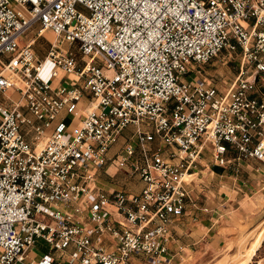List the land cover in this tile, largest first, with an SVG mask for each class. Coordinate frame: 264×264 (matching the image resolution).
<instances>
[{
  "label": "built area",
  "instance_id": "built-area-1",
  "mask_svg": "<svg viewBox=\"0 0 264 264\" xmlns=\"http://www.w3.org/2000/svg\"><path fill=\"white\" fill-rule=\"evenodd\" d=\"M37 26L79 59L52 43L39 58L23 39ZM223 50L238 51V68L220 90L195 75ZM8 91L18 98L0 104V264L168 263L204 152L222 167L228 152L264 161V0H0ZM62 112L82 116L76 129ZM108 166L140 190L100 187ZM38 239L48 250L35 258Z\"/></svg>",
  "mask_w": 264,
  "mask_h": 264
},
{
  "label": "crops",
  "instance_id": "crops-1",
  "mask_svg": "<svg viewBox=\"0 0 264 264\" xmlns=\"http://www.w3.org/2000/svg\"><path fill=\"white\" fill-rule=\"evenodd\" d=\"M37 32V30L34 31L35 41L41 35ZM49 47L46 49L43 44L37 43L36 47L33 46V50L39 58H43ZM48 76L44 77L50 80ZM69 77H64L62 81H52L54 84L69 83V79L72 78ZM79 106L80 113L85 114L86 99L80 101ZM69 116L71 118L67 121L68 124L73 118H77L78 121L73 128L76 129L82 116L80 118ZM59 117H66V115L62 112ZM48 133L49 131L46 132ZM227 157L230 163L223 168H216L221 172L217 176L229 175L226 181L217 180V185L221 184L218 192L224 197L212 198L211 194L206 192L205 198L197 202L193 199L192 190L191 200L187 201L184 215L172 221L170 226L169 250L163 257V259H169V262L162 261L159 264H181L177 260H181L185 254L187 257H192L203 251L216 254L222 249L224 252L231 238H234L237 227L257 222L264 216V161L242 160L237 158L235 152H228ZM230 170H233L232 173ZM124 176L114 166L105 167L98 173V185L106 190L123 188L130 193L138 192L142 182L136 178L125 179ZM203 208H207L208 211L205 212ZM30 255L35 258L39 256L34 249ZM139 264H141L140 260Z\"/></svg>",
  "mask_w": 264,
  "mask_h": 264
},
{
  "label": "rangeland",
  "instance_id": "rangeland-1",
  "mask_svg": "<svg viewBox=\"0 0 264 264\" xmlns=\"http://www.w3.org/2000/svg\"><path fill=\"white\" fill-rule=\"evenodd\" d=\"M39 29V26L31 29L23 37L24 41L34 37V31H39ZM37 43L43 44L46 49L52 43L57 45L62 50L72 52L77 57V59L80 57L76 44H69L68 42L61 40V38L56 37L54 32L49 29L41 31V35L36 39L34 47H36ZM237 54L238 51L232 53L230 56L227 55L225 50H223L209 62L201 64L200 68H198L199 72L196 73V75L194 72H192L185 76V78L188 80L194 75L197 77L199 76L202 79H205L207 82L217 86L220 90H223L237 72ZM53 68L54 65L51 62H47L44 68V76H48ZM9 96L12 99L18 98L17 93L8 91L6 94H4V96L0 94V104L6 103ZM70 118L71 116H68L66 118V122L69 121ZM77 121V118L72 119L69 124V130L74 128ZM216 168L223 167L214 164L209 152L205 151L194 167V174L186 177V180H191L190 186L193 189V195L195 196H193V199H196L197 202L205 198L206 192L210 193L212 198L215 196L224 197L218 192L220 188L219 186H221V184L217 185V180L226 181L229 175L224 174V177L217 176L221 172ZM232 171L233 170H230L231 173ZM124 178L127 179V176H124ZM263 226L264 216L259 218L257 222L248 223L243 227H237L238 229L234 238H231L232 240H230V242L227 244L226 250L224 252H222V249H220L216 254H213L214 252L206 253L203 251L197 255H193L192 257H187L185 254V256L181 260H177V262H181V264H236L238 261L244 258L238 264H243V261H248L246 264H264V238L262 240L260 237L254 238ZM255 247L257 248L253 254L254 256H249L250 251ZM33 249L38 255H40L43 252H47L48 245L43 240L38 239L34 244Z\"/></svg>",
  "mask_w": 264,
  "mask_h": 264
},
{
  "label": "bare ground",
  "instance_id": "bare-ground-1",
  "mask_svg": "<svg viewBox=\"0 0 264 264\" xmlns=\"http://www.w3.org/2000/svg\"><path fill=\"white\" fill-rule=\"evenodd\" d=\"M260 237V239L264 238V226L260 229V231L257 233V235L254 237ZM253 238V239H254ZM256 248V247H255ZM255 248L253 250L250 251L249 256H253L254 252H255ZM245 257V255H244ZM244 258H242L240 261H238L236 264L240 263ZM243 264H246L248 261H243Z\"/></svg>",
  "mask_w": 264,
  "mask_h": 264
}]
</instances>
